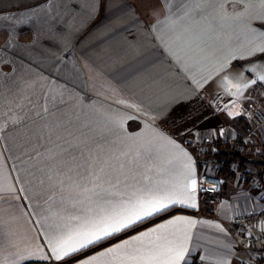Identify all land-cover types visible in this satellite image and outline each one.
Wrapping results in <instances>:
<instances>
[{
  "label": "crops",
  "instance_id": "0c3cea01",
  "mask_svg": "<svg viewBox=\"0 0 264 264\" xmlns=\"http://www.w3.org/2000/svg\"><path fill=\"white\" fill-rule=\"evenodd\" d=\"M262 48L264 0H0V264H130L150 246L182 250L179 264H246L264 251V224L229 223L264 210V194L232 172L200 197L216 153L192 147L244 138ZM243 155L238 169L264 177ZM148 192L180 202L55 258L61 235Z\"/></svg>",
  "mask_w": 264,
  "mask_h": 264
},
{
  "label": "snow or ice",
  "instance_id": "6c2138e0",
  "mask_svg": "<svg viewBox=\"0 0 264 264\" xmlns=\"http://www.w3.org/2000/svg\"><path fill=\"white\" fill-rule=\"evenodd\" d=\"M261 51H264V48ZM165 201L180 202L173 200L171 194L148 192L127 201L112 203L108 207L101 208L93 217L86 219L70 232L61 235L52 247V252L57 260H61L161 212L168 207ZM112 251L114 250L109 249V253ZM133 252L134 254L128 257L130 264H179V260L183 257L182 250L162 246L136 248ZM101 255L104 256L107 253H101Z\"/></svg>",
  "mask_w": 264,
  "mask_h": 264
},
{
  "label": "built area",
  "instance_id": "2783aa9c",
  "mask_svg": "<svg viewBox=\"0 0 264 264\" xmlns=\"http://www.w3.org/2000/svg\"><path fill=\"white\" fill-rule=\"evenodd\" d=\"M243 116L246 119V131L242 140L237 139L238 137H222L217 142L211 138H205L203 140L196 141L192 144V147L197 152L210 151L212 153H218L219 147L225 148L230 147L235 151H239L245 155H251L256 153L258 155L264 154V109L253 107L247 108ZM250 137H254L252 139ZM204 166L207 172L201 174L196 180V190L200 197L210 196L215 197L220 193L222 186V179L215 169L218 165L217 159L211 157L208 161H205ZM232 172L238 175L242 181H249L253 186L257 187L261 194H264V177L256 173H251L249 169H238L236 164H231ZM217 200L212 201V205H216ZM230 224L248 231L256 228L261 224H264V210L261 212H249L234 215L229 221ZM246 264H264V251H255L249 254Z\"/></svg>",
  "mask_w": 264,
  "mask_h": 264
},
{
  "label": "trees",
  "instance_id": "16d2710c",
  "mask_svg": "<svg viewBox=\"0 0 264 264\" xmlns=\"http://www.w3.org/2000/svg\"><path fill=\"white\" fill-rule=\"evenodd\" d=\"M246 131V128H245ZM245 131L243 133H245ZM242 131H236V133H241ZM242 135L238 136V138H241ZM215 159L221 160L222 163L220 164V167L217 169V175L221 176H230L233 175L231 170L229 169L230 164L234 163L237 165V167L242 168L244 166L245 162H248V158L245 157L241 152L235 151L231 149L230 147H225L222 150H220L218 153H216ZM188 264H198L196 261V257L193 256L192 261Z\"/></svg>",
  "mask_w": 264,
  "mask_h": 264
},
{
  "label": "rangeland",
  "instance_id": "374dc122",
  "mask_svg": "<svg viewBox=\"0 0 264 264\" xmlns=\"http://www.w3.org/2000/svg\"><path fill=\"white\" fill-rule=\"evenodd\" d=\"M260 93H262V94H259L258 92H256V94H254L253 95V98L251 99V102H250V104L249 105H245V107H243L242 109H243V111L244 110H246L247 108H253V107H258V108H261V109H264V92H260ZM242 116H243V114H242ZM250 138H252V139H255L254 137H250ZM220 151V150H219ZM218 151V152H219ZM251 155L252 156H254V157H258V158H261L262 160H264V154H261V155H258V154H256V153H251ZM222 160V159H221ZM221 160H218L217 162H218V165H217V167H216V169H215V172L217 173V169L220 167V164L222 163V161ZM237 166V165H236ZM229 169L231 170V172H232V169H231V164H230V166H229ZM243 169H246V168H243ZM258 170H261V169H259V168H256L254 171H253V173H256V172H258ZM220 176V175H219Z\"/></svg>",
  "mask_w": 264,
  "mask_h": 264
},
{
  "label": "water",
  "instance_id": "95a60500",
  "mask_svg": "<svg viewBox=\"0 0 264 264\" xmlns=\"http://www.w3.org/2000/svg\"><path fill=\"white\" fill-rule=\"evenodd\" d=\"M252 160L255 163H262V162H264V160H261V159H252Z\"/></svg>",
  "mask_w": 264,
  "mask_h": 264
}]
</instances>
